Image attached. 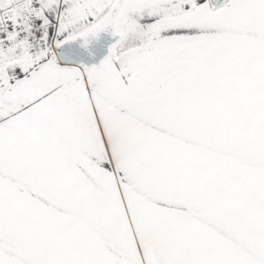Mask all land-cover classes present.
Listing matches in <instances>:
<instances>
[{"label": "snow or ice", "instance_id": "snow-or-ice-1", "mask_svg": "<svg viewBox=\"0 0 264 264\" xmlns=\"http://www.w3.org/2000/svg\"><path fill=\"white\" fill-rule=\"evenodd\" d=\"M0 264H264V0H0Z\"/></svg>", "mask_w": 264, "mask_h": 264}]
</instances>
